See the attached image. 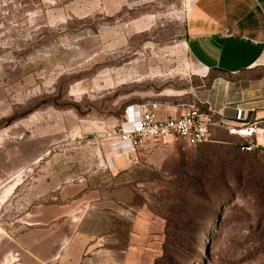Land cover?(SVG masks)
Returning <instances> with one entry per match:
<instances>
[{
  "label": "rangeland",
  "instance_id": "1",
  "mask_svg": "<svg viewBox=\"0 0 264 264\" xmlns=\"http://www.w3.org/2000/svg\"><path fill=\"white\" fill-rule=\"evenodd\" d=\"M113 1L0 0V261L17 264L24 254L19 242L29 238L17 221L34 206L43 237L57 242L72 222L61 213L73 210L76 226L92 204L111 211L131 202L150 228L138 264H158L165 246H184L186 232L176 242L182 228L195 233L191 244L199 233L200 245L188 248L195 254L183 264H264V150L168 137L131 159L113 155V131L128 105L187 104L197 85L182 43L192 24L182 17L194 0H156L151 22ZM167 12L169 20L161 16ZM144 47L148 67L131 78L129 60ZM175 47L184 49L179 68ZM200 162L239 169L245 196L201 205L197 221ZM183 183L188 194L178 188ZM66 201L67 210L60 208Z\"/></svg>",
  "mask_w": 264,
  "mask_h": 264
},
{
  "label": "crops",
  "instance_id": "2",
  "mask_svg": "<svg viewBox=\"0 0 264 264\" xmlns=\"http://www.w3.org/2000/svg\"><path fill=\"white\" fill-rule=\"evenodd\" d=\"M155 1L116 0L113 3L118 11L129 8L139 13L136 21L151 22L155 17L151 10ZM161 16L169 20L170 15L167 12ZM182 19L192 23L182 43L189 56L190 78L197 85L193 84L188 93L189 103L172 106L161 102L163 111L180 116L190 103L196 102L203 112L221 124L213 127L210 141L244 142L242 137L229 134L228 126L238 123V109L245 111L248 122L258 121L264 126V0H194L189 13ZM147 50L148 47L141 48L131 56V78L142 76L138 70L147 69L150 62ZM175 50L173 54L177 56L179 68L186 64L184 49L175 47ZM161 53L169 54L164 50ZM79 56L81 61L87 57L83 51ZM181 95L177 93L176 96ZM257 138L259 148L264 150V135L259 134ZM102 204L90 205V210L76 226L73 225V210L69 214L61 213L60 217L69 216L72 222L64 239L57 242L43 237L42 230L37 227L43 224L41 213L34 206L17 221L25 230L24 236L29 238L27 242H19L24 254L17 264H138V245L149 228L141 223L139 207L131 202L119 203L121 207L113 203L111 211L95 206ZM63 207L67 210V201L60 206ZM0 225L4 227L3 223ZM45 245H50L47 253L43 250ZM9 262L3 257L0 264Z\"/></svg>",
  "mask_w": 264,
  "mask_h": 264
},
{
  "label": "built area",
  "instance_id": "3",
  "mask_svg": "<svg viewBox=\"0 0 264 264\" xmlns=\"http://www.w3.org/2000/svg\"><path fill=\"white\" fill-rule=\"evenodd\" d=\"M124 121L113 131L112 152L125 159L135 157L142 149L153 151L166 142L168 137L186 141L197 146L211 140L212 129L221 125L203 112L196 102L189 104L180 116L163 111L159 101H144L128 105L124 110ZM237 124L228 126L231 135H238L245 141L242 151H252L259 147L257 135H264V126L258 121L248 122L243 109L237 110Z\"/></svg>",
  "mask_w": 264,
  "mask_h": 264
},
{
  "label": "trees",
  "instance_id": "4",
  "mask_svg": "<svg viewBox=\"0 0 264 264\" xmlns=\"http://www.w3.org/2000/svg\"><path fill=\"white\" fill-rule=\"evenodd\" d=\"M244 142L238 143L236 147H239ZM228 144V143H227ZM241 150V149H240ZM263 150L261 148H256L252 151ZM249 151V152H252ZM246 152V151H244ZM239 169L231 170L227 166H220L217 164H210L204 162L203 164L197 163V221H198V213L199 207L203 204L208 205L209 207H213L215 203H219V198L221 195H232L238 197L239 195L244 197L245 193L243 191V184L240 181ZM186 183L181 184L178 188L183 192V194H188ZM259 187V185H258ZM225 209V203L221 205V211ZM253 210H258L257 208H253ZM194 212V211H193ZM260 214V213H258ZM188 220H193L191 217ZM188 226V224H187ZM182 228L180 232L182 235H179V238L176 242H180L183 239V233L186 232L185 243L183 246L181 243L177 245H172L171 249L165 246V251L163 257L158 261V264H183L187 263L190 256L192 257L195 254V251L190 254L188 248H195L197 250L200 248L199 245V233H197V243L191 244L193 242L194 234L190 231V229H186L183 231ZM198 232V231H197ZM190 241V242H189Z\"/></svg>",
  "mask_w": 264,
  "mask_h": 264
}]
</instances>
